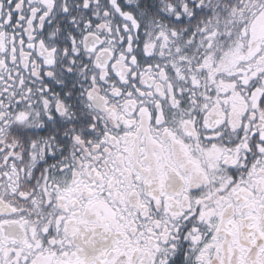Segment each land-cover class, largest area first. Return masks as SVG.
Here are the masks:
<instances>
[{
	"label": "snow or ice",
	"instance_id": "6c2138e0",
	"mask_svg": "<svg viewBox=\"0 0 264 264\" xmlns=\"http://www.w3.org/2000/svg\"><path fill=\"white\" fill-rule=\"evenodd\" d=\"M0 264H264V0H0Z\"/></svg>",
	"mask_w": 264,
	"mask_h": 264
}]
</instances>
